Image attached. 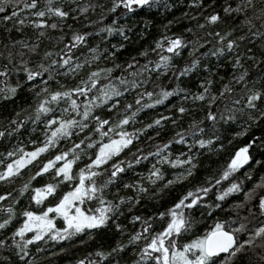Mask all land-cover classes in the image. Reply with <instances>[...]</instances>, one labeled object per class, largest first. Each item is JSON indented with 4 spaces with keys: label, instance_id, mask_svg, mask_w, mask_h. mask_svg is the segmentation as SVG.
I'll return each instance as SVG.
<instances>
[{
    "label": "snow or ice",
    "instance_id": "snow-or-ice-1",
    "mask_svg": "<svg viewBox=\"0 0 264 264\" xmlns=\"http://www.w3.org/2000/svg\"><path fill=\"white\" fill-rule=\"evenodd\" d=\"M176 6L0 0V264L73 241L96 244L73 264H264V0H185L167 19ZM158 15L159 35L117 63ZM197 213L213 220L200 234Z\"/></svg>",
    "mask_w": 264,
    "mask_h": 264
},
{
    "label": "trees",
    "instance_id": "trees-1",
    "mask_svg": "<svg viewBox=\"0 0 264 264\" xmlns=\"http://www.w3.org/2000/svg\"><path fill=\"white\" fill-rule=\"evenodd\" d=\"M186 10H187V8L185 6V0H177V6L174 9L173 14L167 16V19H173L174 17H181L182 11H186ZM166 22H167V20L165 19L164 15H158L157 17H155L154 18V26L149 29V34H147L146 38H144V39H141L140 35H139V32H140V30H142L143 25H137V32L132 34V40L130 43H128L127 50L124 51L119 56V58L116 62L122 63L124 60L129 59L131 56H137L140 51L146 49L152 43L153 39L159 35L161 26ZM186 26H189V25H188V22L185 20L181 24L174 25L172 28V31L182 32L184 27H186ZM120 39L121 38L117 36V37L112 38L111 42L113 44H116L119 42ZM186 56H187V53H185V57ZM177 63L180 65H183L184 60H177ZM100 66L101 67L111 66V64L105 65L104 63H101ZM195 80H196V77H192L190 80H187L186 81L187 86L193 87ZM166 82L167 81H165V83ZM26 99L27 98L22 95L21 98L16 101L17 105H23L24 107H27V103H25ZM173 103H175V101H173ZM17 110H19V109H17ZM159 111L164 112L165 110L163 108H160ZM141 119H145V117L142 115ZM242 142L243 141H240V143H242ZM0 151H3V146H0ZM231 151H232L231 148H227L225 152H223L219 155H213L210 158H202L203 159V168L197 174V177L191 182V184L185 185L184 188H178L177 193H180V192L187 190L188 187L196 186L204 176L210 175V174H215V173H218L220 170H222L228 161L229 154L231 153ZM205 169H208V171H205ZM142 170L143 169H138V171H142ZM246 170L247 169L241 170V172L238 174L239 178H241V179L243 178L244 171H246ZM259 175H264V170L257 169L256 172L254 173L255 179L258 180ZM226 186H227V184H225V187ZM249 186H251V185H249ZM0 190H2V188H0ZM172 198H173L172 196H169L166 194L165 198L161 201V204L164 207L170 206V202H171ZM148 208L150 211H156V207H153V205H151V204L148 205ZM160 210H163V208H160ZM216 215L218 217H220L223 214L217 212ZM197 221H198V224H197V227L195 228L196 234L202 233L207 228L211 227L212 223H213L212 219H208L206 221H200L198 213H197ZM188 238H194V236H192V234H189ZM124 239L126 242L127 238L125 237ZM97 241L101 242L105 246H107V244L112 242L111 233L98 234L97 235ZM182 242H187V238ZM63 246L68 249L66 254L55 257L51 260H42V264H73V261L75 258L82 256L87 251L95 248L96 244L90 243L87 246L81 247V246H79V241H73V242H66V243H64ZM50 252H51V250L48 253H45L44 255L50 256ZM128 255L130 258L131 252H129ZM129 264H130V259H129Z\"/></svg>",
    "mask_w": 264,
    "mask_h": 264
}]
</instances>
